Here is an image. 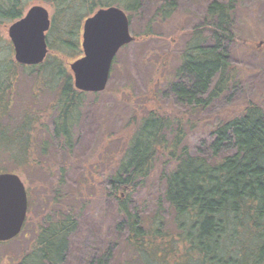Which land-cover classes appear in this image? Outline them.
<instances>
[{"label":"trees","instance_id":"obj_1","mask_svg":"<svg viewBox=\"0 0 264 264\" xmlns=\"http://www.w3.org/2000/svg\"><path fill=\"white\" fill-rule=\"evenodd\" d=\"M50 2L53 16L43 63L23 67L7 61L0 67V174H12L8 166L26 168L31 162L35 166L38 160L32 161V156L37 150L40 160H47L51 150L47 141L58 148L56 153L65 149L70 154L81 110L91 95L74 90L64 66L78 53L82 23L108 7L129 14V22L145 0ZM161 4L154 15L168 17L175 11L174 0ZM23 5V0H0V21L19 20ZM234 10L231 0L212 1L205 8L201 26L195 28L170 75L169 88L180 105L208 107L226 99L234 88L227 47ZM145 32L150 35L148 29ZM18 70L34 75L36 82L26 99L17 96ZM175 126L168 141L172 124L166 116L151 112L139 118L110 176L99 186L100 200L107 197L113 205L108 212L117 217L115 230L123 236L121 244L113 245L139 264H264V110L247 104L237 116L219 122L193 152L182 144L184 136ZM160 154L172 164L167 171L161 169V194L152 219L146 221L135 211L132 197L153 173ZM84 209L82 204H68L50 210L52 215L36 226L31 249L16 264H67L71 248L85 258L84 252L96 245L90 242L96 233L86 228L85 236L78 237ZM90 253L87 264H109V252L94 257Z\"/></svg>","mask_w":264,"mask_h":264},{"label":"rangeland","instance_id":"obj_2","mask_svg":"<svg viewBox=\"0 0 264 264\" xmlns=\"http://www.w3.org/2000/svg\"><path fill=\"white\" fill-rule=\"evenodd\" d=\"M161 1L145 0L141 11L130 16L128 30L134 42L116 54L104 92L86 97L70 154L65 149L56 153L58 148L44 137L41 139L51 146L47 160H40L41 153L37 150L32 156V161L38 160L35 166L32 162L26 168L8 166L24 187L27 212L21 233L12 241L0 244V264H16L21 255L31 249L41 219L51 216L50 210L59 211L68 204L86 207L77 235L84 237L86 228H90L96 233L90 242L96 245L84 252L85 258H80L76 249L71 248L67 264H87L91 251L93 257L109 252V264H139L121 246L113 245L115 242L121 244L123 236L115 230L117 217H111L108 212L113 205L106 194V198L100 200L103 193L99 188L110 176L134 122L151 112L166 116L172 124L168 141L173 137L177 123L184 136L182 144L193 152L200 140L208 139L219 122L237 116L247 104H256L264 110V0H231L235 3L233 35L227 47L230 70L234 73L231 86H235L225 94L226 99L203 108L180 105L170 91V75L178 66V57L191 41L195 28L201 26L207 5L212 1L227 3L230 0H174L175 11L168 17L154 15ZM23 4L22 16L32 6H40L53 16L50 0H23ZM125 16L127 18L129 14L125 13ZM12 24V21H0V67L7 65V61H14L7 37ZM146 29L148 36H145ZM80 57L79 43L78 53L64 64L69 74V64ZM16 73L20 83L16 88L17 96L21 94L26 99L30 90L36 87L34 75L25 76L21 70ZM171 164L160 154L155 159L153 173L132 197L133 207L141 219H152L155 201L161 194L159 174L161 169L169 170ZM61 168H64L62 173ZM56 196L57 204L54 203ZM161 217L167 219L164 213ZM73 240L71 244L75 245Z\"/></svg>","mask_w":264,"mask_h":264},{"label":"water","instance_id":"obj_3","mask_svg":"<svg viewBox=\"0 0 264 264\" xmlns=\"http://www.w3.org/2000/svg\"><path fill=\"white\" fill-rule=\"evenodd\" d=\"M50 27L48 12L32 6L7 30L14 62L34 67L47 55L45 34ZM128 20L122 10L108 7L87 18L81 30L82 57L69 65L74 90L80 93H102L118 51L131 44ZM27 210V199L20 179L0 174V243L14 239L21 231Z\"/></svg>","mask_w":264,"mask_h":264}]
</instances>
